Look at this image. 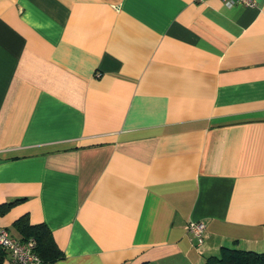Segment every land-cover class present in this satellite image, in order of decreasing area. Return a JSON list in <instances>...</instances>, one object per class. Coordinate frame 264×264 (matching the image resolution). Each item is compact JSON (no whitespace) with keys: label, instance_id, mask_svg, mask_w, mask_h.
I'll list each match as a JSON object with an SVG mask.
<instances>
[{"label":"crops","instance_id":"obj_1","mask_svg":"<svg viewBox=\"0 0 264 264\" xmlns=\"http://www.w3.org/2000/svg\"><path fill=\"white\" fill-rule=\"evenodd\" d=\"M22 217L42 264L264 253V0H0V228Z\"/></svg>","mask_w":264,"mask_h":264},{"label":"trees","instance_id":"obj_2","mask_svg":"<svg viewBox=\"0 0 264 264\" xmlns=\"http://www.w3.org/2000/svg\"><path fill=\"white\" fill-rule=\"evenodd\" d=\"M15 226L22 234L21 239H35V251L42 262L56 260L62 256V252L56 246L50 231L44 224L32 225L27 218L22 217L15 222ZM4 254L5 251L0 248V262ZM220 260L228 264H264V253L224 249Z\"/></svg>","mask_w":264,"mask_h":264},{"label":"built area","instance_id":"obj_3","mask_svg":"<svg viewBox=\"0 0 264 264\" xmlns=\"http://www.w3.org/2000/svg\"><path fill=\"white\" fill-rule=\"evenodd\" d=\"M225 5L232 6L239 3L246 6H254L255 0H223ZM187 230L194 234L201 244L203 241L204 223L191 221ZM34 238L20 239L12 236L6 229L0 228V248L8 255L6 264H42V259L35 251Z\"/></svg>","mask_w":264,"mask_h":264}]
</instances>
